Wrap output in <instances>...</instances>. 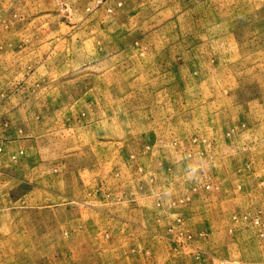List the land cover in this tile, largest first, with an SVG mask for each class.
<instances>
[{"label": "rangeland", "instance_id": "rangeland-1", "mask_svg": "<svg viewBox=\"0 0 264 264\" xmlns=\"http://www.w3.org/2000/svg\"><path fill=\"white\" fill-rule=\"evenodd\" d=\"M0 264H264V0H0Z\"/></svg>", "mask_w": 264, "mask_h": 264}]
</instances>
